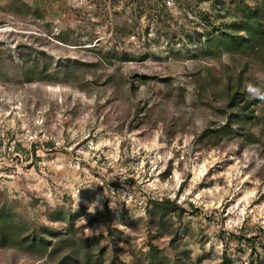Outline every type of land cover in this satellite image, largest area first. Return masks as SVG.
Returning a JSON list of instances; mask_svg holds the SVG:
<instances>
[{"label": "rangeland", "instance_id": "rangeland-1", "mask_svg": "<svg viewBox=\"0 0 264 264\" xmlns=\"http://www.w3.org/2000/svg\"><path fill=\"white\" fill-rule=\"evenodd\" d=\"M213 3L0 0V264H264V37Z\"/></svg>", "mask_w": 264, "mask_h": 264}, {"label": "trees", "instance_id": "trees-1", "mask_svg": "<svg viewBox=\"0 0 264 264\" xmlns=\"http://www.w3.org/2000/svg\"><path fill=\"white\" fill-rule=\"evenodd\" d=\"M213 1V5L218 7L220 13L223 11L225 13L228 12L230 13L229 15L240 19L241 23L228 22L223 24L224 26H220L222 24L216 25L213 21L211 22V20H209V14L205 13L204 20L208 21L213 30L218 32V34L220 35L217 40L213 39V37L209 38V40L211 41L210 43H214L219 47H225L228 50H232L244 47L247 43L260 40L264 37V0H254L253 4H250V2H248L249 0H230V5H228V7L223 0ZM242 33H245V35ZM32 63L35 68L38 69L41 64V58H35ZM36 71L37 70L31 69V67L29 68V71L26 74L27 82H33L34 80H36L34 78ZM245 117L251 118V116L248 115H246ZM239 121V119L236 120V122L238 123ZM219 132L224 135L231 134L234 132V130L230 128V130L227 132L224 130H219ZM152 203L153 208L149 209L150 213H152L153 218L159 217L160 221L167 214L176 212L179 209V206L174 201H171L168 198L162 200H154ZM180 210L183 211L182 209ZM4 214V210L0 211V246L7 245L12 240H15V236L17 237L16 239H19L18 236L14 234V230L12 229L13 223H10L8 220H6V216ZM20 241H30L29 244L31 248L42 245L44 249H48V240H46L42 236L37 238L36 234L32 236L31 240L25 237L20 239ZM160 261L162 260L151 262V264H162ZM220 264H232V261L225 255L224 261Z\"/></svg>", "mask_w": 264, "mask_h": 264}, {"label": "clouds", "instance_id": "clouds-1", "mask_svg": "<svg viewBox=\"0 0 264 264\" xmlns=\"http://www.w3.org/2000/svg\"><path fill=\"white\" fill-rule=\"evenodd\" d=\"M245 87L248 95L252 96L253 98H257L264 101V89L254 86L250 82L246 83Z\"/></svg>", "mask_w": 264, "mask_h": 264}]
</instances>
